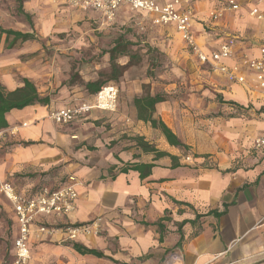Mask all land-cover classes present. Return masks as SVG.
Returning a JSON list of instances; mask_svg holds the SVG:
<instances>
[{"label":"crops","instance_id":"obj_1","mask_svg":"<svg viewBox=\"0 0 264 264\" xmlns=\"http://www.w3.org/2000/svg\"><path fill=\"white\" fill-rule=\"evenodd\" d=\"M153 1L164 5L173 0ZM229 3L239 9L213 21L210 14ZM187 7L193 13L196 44L209 54L230 43L233 55L219 66L237 68L243 82L231 81L200 63L173 25L151 26L152 15L129 5H122L110 24L98 13L68 7L62 0H31L23 8L35 15L34 30L46 43L34 47L39 55L33 64H21L17 76L2 68L0 84L13 91L20 78H26L51 100L47 106L6 115L0 177L21 195H32L41 187L58 188L69 177L78 182L73 212L34 219L28 237L29 264H264V151L253 149L255 137L264 131V78L243 60L259 57L264 3L188 0ZM253 8L261 19L248 16ZM121 37L147 46L173 69L162 66L150 76L148 65L131 66L107 83L119 91L114 112L91 109L68 125L51 121L53 110L93 103V95L81 86L64 84L70 79V58L65 56L79 62L94 60ZM50 44L53 53L43 55V46ZM128 62L122 57L117 65ZM99 69L89 65L79 76L85 83L94 81ZM175 90L183 91L177 101L166 100L155 104L153 112L145 107L146 112L141 109L138 114L135 99ZM159 123L185 148L170 146ZM157 153L165 155L156 157ZM133 165L152 167L141 179L130 169ZM197 215L194 226H182L183 240L177 245L178 225ZM97 218L99 235L75 241L63 233L46 236L38 231L41 225H80ZM17 233L13 208L0 194V264H12ZM73 243L105 257L79 255L69 246Z\"/></svg>","mask_w":264,"mask_h":264},{"label":"built area","instance_id":"obj_2","mask_svg":"<svg viewBox=\"0 0 264 264\" xmlns=\"http://www.w3.org/2000/svg\"><path fill=\"white\" fill-rule=\"evenodd\" d=\"M68 7L82 11H93L98 13L103 22L110 24L114 21L118 9L122 5H129L133 9L141 10L152 15L151 26L173 25L176 32L180 34L190 53L203 64L210 65L211 68L225 73L231 81L243 82V78L236 74L237 68L226 69L219 66L222 59L232 57L233 48L230 43L222 44L218 50L206 54L196 44L191 32V22L193 13L187 7L188 0H173L164 5H159L153 0H62ZM260 5L264 0H257ZM184 7L183 10H180ZM239 6L229 3L220 9L213 11L210 15L213 21L221 18L226 11L238 10ZM248 16L261 19L257 8L249 11ZM244 62L248 69L259 73L264 78V31L260 54L258 58L251 59L244 57ZM261 92L264 96V81L261 84ZM118 89L113 84H106L94 95L93 103L90 105L81 104L75 107L53 110L49 113V118L56 124L68 125L81 118L91 109L104 112H114L117 106ZM25 127L26 124H22ZM2 132H0V139ZM254 151H264V131H262L253 141ZM78 182L74 177H69L66 184L58 188L41 187L32 195H21L7 181L0 177V194L11 204L18 226V233L13 241L12 264H29L31 254L28 244L30 227L37 216L62 217L70 214L75 209V202L78 198ZM101 230V219L97 218L90 223L80 225H66L63 227L39 226L38 231L46 236L55 233H63L68 241H75L80 236L99 235Z\"/></svg>","mask_w":264,"mask_h":264},{"label":"trees","instance_id":"obj_3","mask_svg":"<svg viewBox=\"0 0 264 264\" xmlns=\"http://www.w3.org/2000/svg\"><path fill=\"white\" fill-rule=\"evenodd\" d=\"M17 2V12L24 16L30 26H32V23L30 21V15L24 12L22 8V4L26 0H15ZM0 34H5L6 37H12V43H15L16 41H21V42H27L31 41L34 39V35L30 33H21V32H16L12 30H5L0 28ZM135 46V43H132L130 41H123L122 37L117 39L114 42V45L108 48L107 50L102 51L103 56H107V61L109 64L108 71L106 73L104 72H98V77L94 81H89V82H83L82 79L80 78L78 73H74L70 76V79L67 81V85H78L83 88V90L88 94V95H95L99 92L102 86L106 85L110 81H116L119 76L123 73L125 70L124 67H120L117 65V60L122 57H128L129 62L127 66L132 65V59H133V53L131 52V49ZM20 86L17 87L13 91H6L5 88L0 84V132L8 128V123L6 120V115L13 111V110H23L27 107L31 106H47L50 103V96H41L34 84L29 81L26 78H20L19 80ZM167 95L165 94H156L152 97L146 95L144 97H141L139 99L134 100V104L137 107V112L140 114L142 112L141 109L146 112L144 109L145 107L152 110L155 104L161 103L166 101ZM153 112V110H152ZM144 117V116H143ZM150 120V123L153 127H156V122L151 119V117H148ZM158 127L163 134V136L166 138L170 146H173L175 148H185V146L171 133L170 130H168L162 123L158 124ZM32 143H26V145H30ZM152 151H154L152 149ZM165 154L162 153H157L156 157H161L164 156ZM174 160V159H172ZM152 166L151 165H133L130 167L131 170L137 171L139 173V176L141 179L145 178L147 176V171L150 170ZM121 172H125V169H123ZM215 216H220V214H216ZM200 216H196L194 220L188 221L185 220L182 223H180L177 227V232L180 235V239L177 243V245H181L182 240H183V235L181 232V228L185 224H191L194 226L197 221L199 220ZM165 220L164 218L161 219ZM157 227L159 230L162 229V225L160 222H158ZM73 251H75L79 255H91L96 258H104L105 256L93 249L86 248L82 245L79 244H70L69 245Z\"/></svg>","mask_w":264,"mask_h":264},{"label":"rangeland","instance_id":"obj_4","mask_svg":"<svg viewBox=\"0 0 264 264\" xmlns=\"http://www.w3.org/2000/svg\"><path fill=\"white\" fill-rule=\"evenodd\" d=\"M31 0H26L22 4V8L28 6V3ZM25 9V8H24ZM35 15L30 14V20L32 21V28L28 22V20L19 14L17 12V2L15 0H0V28L5 30H12L16 32L21 33H30V34H36L37 37L34 35V39L27 42H21L16 41L15 43L11 44L12 37H6L5 34H0V72L1 69L4 68V70L10 72L11 75H18V70L21 67V64H33V58H37L39 55V52H34V47H37L38 45H43L46 43V40L43 41V39H39V35L34 30L35 25ZM142 24H145L146 27L150 28L148 25L149 23L142 21ZM32 29V30H31ZM34 30V32H33ZM135 35V34H134ZM135 37H137L135 35ZM42 38V37H41ZM49 41V39L47 38ZM135 43V46L131 49V52L134 54L132 59V67H137L139 69L143 68L144 66L148 65V75L152 76L154 75V72H157L162 66H165L164 69H173L171 67V62L169 63L164 58L162 59L160 56H158L155 52H150L147 50V46L141 44L140 42H133ZM51 44L47 47L42 48L43 55H49L53 53V49L50 48ZM101 50H107L106 48ZM89 53V52H87ZM67 58H70L69 64H70V72L69 75L71 76L74 73H78L81 69L84 70V68H88L90 66L97 65L99 66V71L106 73L109 68V64L106 59L103 57L102 54L98 55V58H95L94 60H89L88 62H85L84 59H82V62H79L78 60H74V57L65 56ZM117 63V62H116ZM131 66H124V69H128ZM7 68V69H6ZM172 81V80H170ZM114 82V81H113ZM114 85V83H113ZM119 95V91H118ZM179 95H183V91L178 92L175 90L173 93H170L167 95V101L175 100L177 101L179 99ZM94 100V95H93ZM118 101V97H117Z\"/></svg>","mask_w":264,"mask_h":264}]
</instances>
